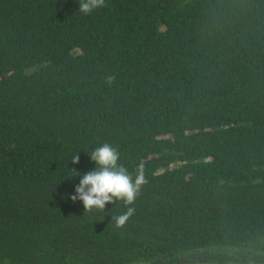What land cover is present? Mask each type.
<instances>
[{
  "label": "trees",
  "instance_id": "trees-1",
  "mask_svg": "<svg viewBox=\"0 0 264 264\" xmlns=\"http://www.w3.org/2000/svg\"><path fill=\"white\" fill-rule=\"evenodd\" d=\"M106 3L0 0V264H264V0ZM103 142L121 229L70 199Z\"/></svg>",
  "mask_w": 264,
  "mask_h": 264
},
{
  "label": "clouds",
  "instance_id": "clouds-1",
  "mask_svg": "<svg viewBox=\"0 0 264 264\" xmlns=\"http://www.w3.org/2000/svg\"><path fill=\"white\" fill-rule=\"evenodd\" d=\"M78 4V12L83 15L107 7L106 0H78ZM78 153L71 157L73 164L79 163ZM87 153L90 160L95 162V168L82 174L70 199L73 203L77 200L82 201L84 213L105 212L108 203L122 201L126 210L111 218L114 228L121 229L135 214L136 209L133 205L142 185L146 183L144 165L143 163L137 165L133 177L127 167L120 163L118 147L109 142H103Z\"/></svg>",
  "mask_w": 264,
  "mask_h": 264
},
{
  "label": "water",
  "instance_id": "water-1",
  "mask_svg": "<svg viewBox=\"0 0 264 264\" xmlns=\"http://www.w3.org/2000/svg\"><path fill=\"white\" fill-rule=\"evenodd\" d=\"M171 264H194V263L184 261V262H177V263H171Z\"/></svg>",
  "mask_w": 264,
  "mask_h": 264
},
{
  "label": "rangeland",
  "instance_id": "rangeland-1",
  "mask_svg": "<svg viewBox=\"0 0 264 264\" xmlns=\"http://www.w3.org/2000/svg\"><path fill=\"white\" fill-rule=\"evenodd\" d=\"M231 264H241V263H231Z\"/></svg>",
  "mask_w": 264,
  "mask_h": 264
}]
</instances>
